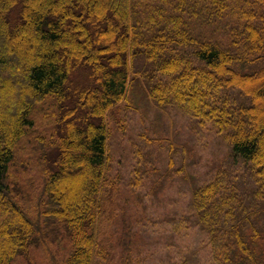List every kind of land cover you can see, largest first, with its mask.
<instances>
[{"label":"trees","instance_id":"obj_1","mask_svg":"<svg viewBox=\"0 0 264 264\" xmlns=\"http://www.w3.org/2000/svg\"><path fill=\"white\" fill-rule=\"evenodd\" d=\"M131 77L157 107L219 127L243 168L191 189L193 222L213 264H264V0H0V264L60 241L61 264L95 263L106 114ZM48 101L57 138L36 213L8 180Z\"/></svg>","mask_w":264,"mask_h":264},{"label":"rangeland","instance_id":"obj_2","mask_svg":"<svg viewBox=\"0 0 264 264\" xmlns=\"http://www.w3.org/2000/svg\"><path fill=\"white\" fill-rule=\"evenodd\" d=\"M131 78L127 98L106 114L108 158L94 264H213L209 238L193 222L191 189L225 164H243L233 160L212 119L203 121L175 106L157 107L146 82ZM74 80L77 85L76 75ZM49 103L35 113V132L18 146L8 180L17 203L36 213L46 199L44 150L57 138L56 119H44L41 111ZM36 246L14 264H61L68 242Z\"/></svg>","mask_w":264,"mask_h":264}]
</instances>
